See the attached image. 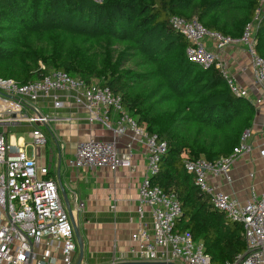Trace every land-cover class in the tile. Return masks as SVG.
Wrapping results in <instances>:
<instances>
[{
    "label": "trees",
    "instance_id": "trees-1",
    "mask_svg": "<svg viewBox=\"0 0 264 264\" xmlns=\"http://www.w3.org/2000/svg\"><path fill=\"white\" fill-rule=\"evenodd\" d=\"M173 16L234 37L257 23L264 58L262 0H0V78L28 83L60 70L121 95L167 144L153 183L180 200L177 230L204 242L212 264L234 263L247 247L243 226L215 209L185 162L235 153L256 105L236 95L219 68L188 59Z\"/></svg>",
    "mask_w": 264,
    "mask_h": 264
},
{
    "label": "built area",
    "instance_id": "built-area-1",
    "mask_svg": "<svg viewBox=\"0 0 264 264\" xmlns=\"http://www.w3.org/2000/svg\"><path fill=\"white\" fill-rule=\"evenodd\" d=\"M91 1L102 4L105 0ZM262 7L264 10V0ZM170 22L188 40L186 55L191 62L203 68L216 66L228 77L232 91L248 98L247 89L229 73L227 61L219 58V54L229 47L244 46L249 65L241 66L240 71L252 70L256 82L264 90V58L256 50L257 23L248 24L243 35L234 37L209 31L197 18L187 20L173 16ZM207 38H211L217 51L208 47ZM60 92L70 93L77 104L83 105L91 122L99 121L112 128L110 113L115 112V135L124 136L130 131L132 142L139 141L146 146L147 172L138 192L139 225L131 234L136 243L131 250L133 256L144 262L160 264L178 261L212 264L204 242L195 240L187 230H177V222L183 214L177 195L167 193L153 183L167 150L166 142L140 125L124 107L121 95L110 87L88 83L60 70H50L44 77L28 83L0 78V125L48 123L50 116L42 114L38 108H35L34 115L25 114L24 107L48 98L55 108H61L64 103ZM260 101L261 98L257 100ZM29 134L30 141L19 144L10 142L7 133L0 130V264H57L58 261L73 264L78 243L58 184L50 177V168L40 164L36 154L31 155L28 151L29 147L35 150L46 145L47 137L39 128ZM250 136L251 130H246L235 153L230 156L216 161L199 157L185 162L196 185L209 197L215 209L243 226L246 250L236 262L228 264H264V191L258 194L252 186L250 199L242 203L210 181L211 177L232 181L234 162L254 149ZM259 153L264 157V143ZM69 164L81 170L133 167L130 154H122L115 140L96 138L79 141Z\"/></svg>",
    "mask_w": 264,
    "mask_h": 264
},
{
    "label": "crops",
    "instance_id": "crops-1",
    "mask_svg": "<svg viewBox=\"0 0 264 264\" xmlns=\"http://www.w3.org/2000/svg\"><path fill=\"white\" fill-rule=\"evenodd\" d=\"M206 42L210 49L217 51L211 38H207ZM223 52L225 56L228 55L225 59L229 62H227L229 73L247 89L248 98L256 105L257 112L249 138L254 149L234 162L231 182H227L224 177H211L210 181L220 190L245 203L251 197L252 186L258 194L264 191V157L259 153L264 143V90L256 82L252 70L246 73L240 71L241 66L249 65V55L244 46L229 47ZM59 95L64 103L61 108H55L52 100L48 98L37 103H28L24 107V113L28 115H34L35 108H38L42 114L51 117L48 123L31 125L28 122H16L11 125H0V130L8 135L11 127H15L18 132L30 128L29 133L34 128L42 131L46 128L49 132L46 145L35 150L33 148L34 151L29 153L36 154L38 162L50 168V177L56 180L58 186V179L61 178L88 253L91 255L99 253L102 256L113 253L111 261L99 264L135 261L137 258L133 256L131 250L136 243L132 240L131 234L139 225L138 192L147 172L146 146L139 141L132 142L130 131L124 136L115 135L113 130L117 127L115 112L110 113L112 128H108L99 121L91 122L88 110L77 104L70 93L60 92ZM259 98L261 101L257 102ZM90 138L115 140L122 154H130L133 167L129 169L120 166L116 170L110 168L81 170L72 167L69 161L74 158L78 142ZM10 142L23 144L28 141L23 135L16 137L13 134ZM59 190L66 206L60 186ZM57 264L62 263L58 261Z\"/></svg>",
    "mask_w": 264,
    "mask_h": 264
},
{
    "label": "rangeland",
    "instance_id": "rangeland-1",
    "mask_svg": "<svg viewBox=\"0 0 264 264\" xmlns=\"http://www.w3.org/2000/svg\"><path fill=\"white\" fill-rule=\"evenodd\" d=\"M246 52H247V50H246ZM247 54H248V52H247ZM228 57V55L227 56H225V53L224 52H221L220 54H219V58L222 60V59H224L225 61H227L228 62V60H226L225 58H227ZM229 63V62H228ZM29 131H30V128L27 130H25L24 132H18L17 131V129L15 128V127H11L10 129H9V132H8V138H9V140L11 141V137H12V135L13 134H15V136L17 137V136H19V135H23V136H25V138H26V140L29 142L30 141V137H29ZM43 132H44V134L46 135V137H48L49 136V132H48V130L46 129V128H44V130H43ZM32 150H33V147L31 148H29V152L30 153H32ZM34 151V150H33ZM41 158V157H40ZM42 159V158H41ZM114 257V255H113V253L112 254H110V255H107V256H102L101 254H99V253H93V255H91V254H89L88 253V248L85 246V254H84V260H83V263L82 264H84L85 262V264H99V263H103V262H109V261H111V259ZM78 258V253H77V256H75V258H74V263L73 264H76V262H77V259ZM136 260H138V259H136ZM135 260V261H136ZM134 260H132V261H130V262H135ZM141 261V260H140ZM139 261V262H140ZM124 263V261H118V262H110V263H105V264H123ZM174 264H183L182 262H180V261H178V262H175Z\"/></svg>",
    "mask_w": 264,
    "mask_h": 264
},
{
    "label": "water",
    "instance_id": "water-1",
    "mask_svg": "<svg viewBox=\"0 0 264 264\" xmlns=\"http://www.w3.org/2000/svg\"><path fill=\"white\" fill-rule=\"evenodd\" d=\"M58 182H59V186H60V189L62 191V194H63V197H64V200L66 202V207H67V210H68V213L70 215V219L74 225V230H75V234H76V239H77V243H78V260L76 262V264H82L83 263V260H84V254H85V242H84V238H83V235L81 233V229H80V226H79V223L77 222L75 216L73 215V210L67 200V196H66V193H65V190H64V186H63V183H62V180L61 178L59 177L58 179ZM123 264H160V263H154V262H124Z\"/></svg>",
    "mask_w": 264,
    "mask_h": 264
},
{
    "label": "bare ground",
    "instance_id": "bare-ground-1",
    "mask_svg": "<svg viewBox=\"0 0 264 264\" xmlns=\"http://www.w3.org/2000/svg\"><path fill=\"white\" fill-rule=\"evenodd\" d=\"M59 187V186H58ZM60 191V190H59ZM63 200V199H62ZM66 207V206H65ZM66 209H67V207H66ZM68 211V210H67ZM70 216V215H69ZM140 260H138V261H135V262H139ZM140 262H144V261H140Z\"/></svg>",
    "mask_w": 264,
    "mask_h": 264
}]
</instances>
